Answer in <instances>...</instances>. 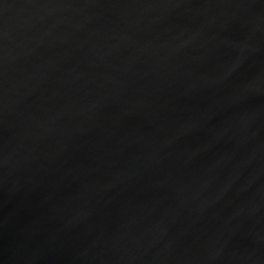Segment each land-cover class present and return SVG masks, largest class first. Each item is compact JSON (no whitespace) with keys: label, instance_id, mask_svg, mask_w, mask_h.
<instances>
[{"label":"water","instance_id":"obj_1","mask_svg":"<svg viewBox=\"0 0 264 264\" xmlns=\"http://www.w3.org/2000/svg\"><path fill=\"white\" fill-rule=\"evenodd\" d=\"M0 264H264V0H0Z\"/></svg>","mask_w":264,"mask_h":264}]
</instances>
